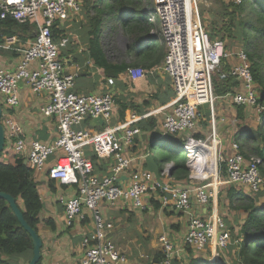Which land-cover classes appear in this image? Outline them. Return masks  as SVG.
I'll list each match as a JSON object with an SVG mask.
<instances>
[{"label":"built area","instance_id":"1","mask_svg":"<svg viewBox=\"0 0 264 264\" xmlns=\"http://www.w3.org/2000/svg\"><path fill=\"white\" fill-rule=\"evenodd\" d=\"M150 1L152 6L145 10L158 21L156 36L165 48L162 68L169 76L174 92L170 111L164 113L157 134L159 138H180L185 135L180 139L183 141L181 147L188 149L183 153L191 187L176 186L165 178L173 167L172 162L165 163L160 176L143 168L132 167L130 148L141 134L136 123L143 116L131 112L124 121L109 124L115 103L114 93L109 89L115 85L112 77L105 79L101 93L74 91L78 70L69 71L60 55L68 38L54 41L51 27L56 22H65L79 15L81 0H0L1 19L10 17L21 23L31 20L36 29L34 38L23 50L15 69L7 71L0 66L4 159L14 161L20 157L32 171H42L47 167L49 179L76 187L74 196H61L59 201L64 207L68 224L74 219L84 220L85 210L93 220V230L82 239L84 251L79 264H119L126 260L106 234L112 224L101 214L98 207L100 202H128L133 207L143 209L144 196H153L161 207H171L187 216L184 244L198 253L210 247L212 254L208 262L214 264L213 260H218L217 250H224L231 240L230 230L218 214L217 186L224 181L228 185L238 184L252 192L264 193L260 158L253 154L243 156L237 141H232L231 152L222 156L217 150L221 144L215 133L213 118L217 97L213 91L212 75L223 59L228 60L232 56L237 63L228 74L241 86L230 94L231 101L252 107L254 111L256 109L258 116L264 112V106L258 103L259 95L247 52L244 49L229 52L222 40H211L201 22L195 0ZM232 1L241 4L245 0ZM15 41L14 37H4L0 40V49L10 48ZM143 71L141 67L126 68L133 80L141 78ZM20 82L34 94L45 95L46 101L40 107V113L45 117H54L57 126L56 137L51 143L34 140L27 147L21 125L9 113L8 110L18 104ZM202 105H206L211 114V132L206 138L192 134ZM3 108L8 110L4 113ZM92 117H101L103 126L84 125ZM211 145L215 146L212 160ZM87 148L98 159L109 157L112 160L108 175L100 177L96 174L93 162L86 153ZM128 171L129 183L123 186L119 184V178ZM191 196L200 207L210 205L206 217L198 216L191 210ZM158 241L162 254L160 264H173L174 258L179 256L178 249L164 234L158 237Z\"/></svg>","mask_w":264,"mask_h":264},{"label":"crops","instance_id":"2","mask_svg":"<svg viewBox=\"0 0 264 264\" xmlns=\"http://www.w3.org/2000/svg\"><path fill=\"white\" fill-rule=\"evenodd\" d=\"M75 24L73 20H66L65 22H56L53 25V27L56 26L63 30L59 39L62 37L68 38L66 46L62 48L64 53L61 55V58L65 60L69 71H79L80 68L82 69L80 76L90 79H88L90 82L86 81L81 85L76 81L73 88L75 92L85 94L101 93L104 89L99 85L101 77L100 72L102 69L93 65L88 53V38L85 36L84 30H82L81 33L82 38L77 35L78 28ZM35 33L36 29L31 26H16L11 28L8 33H2L0 40L4 37L11 36L14 37L16 41L10 48L0 49V66L7 71L14 70L20 60L23 50L28 47ZM157 37L156 35L153 37L156 42L159 41ZM233 57L234 56L226 60L228 65L226 68H232V66L237 63V59ZM163 58L152 69L148 71L144 70V76L140 79H130L126 70L118 75V78L115 80V85L113 88L110 87L116 99V104L111 112L110 125H116L124 121L131 112H135L143 116L141 120L147 118L155 120L156 129L153 131H158L164 113L170 111V105L174 100V92L170 78L162 68ZM229 70L230 69H228V71ZM215 72L221 74L219 75V79H221L225 76L223 73L227 72V70H225V68L223 69L222 65L219 70ZM230 94L232 93H228L224 96L215 94L217 98L215 99L213 109L215 133L220 140L221 147L227 142L228 148L225 153L231 151L230 143L232 141H237L239 144H242L243 139L239 136L243 135L244 139H246L247 135H244L246 134L245 131L249 128L254 129L256 127L253 124L252 126L248 124L249 121L253 123L252 118H254V116L252 117V113L254 110L252 107L247 106L243 108V119H237V107L232 104ZM17 95L18 104L9 110L7 108L3 109L4 113L8 110L13 118L21 125L27 147L30 142L34 140L42 143H51L56 137L57 126L54 117H45L40 113V107L46 101L45 95L43 93L34 94L22 82L18 84ZM2 101L3 98L0 95L1 105ZM199 110V119L192 133L197 137L206 138L210 136L211 132V115L206 105L200 106ZM150 121L151 120H148L146 122L150 123ZM84 125L90 126L89 124ZM148 132L149 131L142 130L141 134L135 140L133 148H130V153L133 157L132 167L134 169L143 168L156 176H160L165 163L162 164L159 172L143 167V163L148 157V143L151 137L150 133L149 136H146ZM155 133L157 132H154V134ZM244 142H246V140H244ZM246 144L248 145V141ZM178 146H181V144ZM214 148V146H211L209 149L213 154ZM86 153L89 158L93 154L89 148H87ZM0 160L7 161L4 159L3 152L0 154ZM51 160L52 159L48 161L47 165H49ZM111 161L109 157L97 159V165L94 166L96 174L100 177L108 175ZM8 162L12 163L14 161L10 159ZM129 174L128 171L120 176L119 184L123 186L128 185ZM33 176L37 183V192L43 206L39 214V223L37 225V233L42 239L40 264H79L84 251L81 245L82 239L94 228L93 220L89 212L85 210L86 217L84 220L74 219L71 224H68L64 213V207L62 203H60L59 197L65 196L68 198L74 196L76 193L75 186L61 184L55 180L49 179L47 177V167L42 171H33ZM165 178L176 186H192L188 180V174L187 177H179L177 176V172L172 169L168 173V177ZM215 184H217V182ZM235 186H237V191H241L243 195L253 199L254 204L259 206L257 201L259 197L264 195L263 192L255 193L248 187L238 184ZM221 188L223 190L221 189L219 192L221 194L225 192L224 197L226 196V201L228 202L231 188L228 184H225L224 181L222 182ZM226 190L230 191L227 192ZM234 202L238 203L239 200L234 198ZM156 203H158L159 206ZM143 204L145 206L143 209L133 207L130 203L121 201L115 204L100 202L98 206L105 220L112 224V227L106 231L107 236L126 258L125 262L119 264H158L154 263V259L158 256V253L161 254L158 237L162 234L167 236L174 244L175 248L178 249L179 256L177 258L181 260L180 264H188L191 258L199 255L207 260L211 259L212 249L210 247H207V252L198 253L184 244L183 238L186 233L188 221L185 214L171 207H161L159 201L151 195L144 196ZM191 210L198 216L206 217L210 211V205L200 207L196 204L195 198L191 196ZM239 210H241L240 206ZM226 216L227 218L225 221L227 225L231 224L232 227L235 225L238 229V226L243 223L246 215L240 214L237 216L230 214ZM31 254L32 251L27 253L26 257H21L19 264H25L31 258ZM213 261L215 262V260Z\"/></svg>","mask_w":264,"mask_h":264},{"label":"trees","instance_id":"3","mask_svg":"<svg viewBox=\"0 0 264 264\" xmlns=\"http://www.w3.org/2000/svg\"><path fill=\"white\" fill-rule=\"evenodd\" d=\"M231 1L217 0L218 8L214 14L210 13L211 21L206 25L202 24L210 39L222 40L226 50L230 49L232 44L237 43L241 45L239 47H242L247 52L251 62L250 68L253 79L259 91L258 103L264 106L263 72L260 69L259 61L253 60L252 54L248 51V48L252 45L254 35L260 34L259 38L264 40V0H252L256 4L255 8L251 5L250 7L247 6L248 3L253 4V2H248V0L241 4H234ZM84 7L93 10L95 13V16L90 17L85 24L86 27L83 28L89 42V58L95 67L103 70L105 75L117 79L118 75L123 73L127 67H141L142 69L144 68L143 70L148 71L162 60L164 50H161L160 44L154 41L153 37H155L157 29L155 23L147 15L143 0H85ZM105 17L108 19L114 18L128 36L129 44L127 50L133 55V60L130 64L114 65L107 62L100 46V30ZM16 26H31L35 28V24L31 20L21 23L10 17L0 18V37L2 33H8L11 28ZM51 31L54 41H57L63 32L62 29L56 26H52ZM256 45L254 46L255 48ZM63 53L64 50L60 51V55ZM222 65L223 69L227 70V72L223 73L225 76L219 79L221 74L218 72L212 75V82L214 93L224 96L228 93H233L236 87L241 86V83L228 74V69L230 68H226L228 66L226 60L223 59L221 61L220 66ZM232 104L237 107V119L242 120V109L245 106L237 105L233 102ZM257 118L256 127L247 129L244 135H247L245 140L246 142L248 141L249 146L247 152L260 158L259 168L261 174L264 175V112ZM148 120H151L150 123L146 122ZM136 125L141 130L149 131L150 133L156 132L153 131L156 129V121L151 118L140 119ZM154 142L153 144L151 142L148 143V157L143 163V167L159 172L162 164L170 161L173 164L172 170L177 172V176L187 177L186 156L181 153V146H176L182 144L183 141L179 137L168 136L165 139H161V142H156L157 145H154ZM239 151L243 156L248 157V153L242 149V144H240ZM156 152L157 155H155ZM90 159L93 165L96 166L98 158L92 154ZM221 168L224 170L223 164H221ZM229 186L231 191L226 190L227 192L230 191L228 196L229 203L234 202V198L239 201L248 200V203L244 206L240 205L246 212V216L243 223L238 226L239 230H237L236 234H234L231 226V240L226 251V257L232 256L231 259L221 257L216 264H264V207L256 206L253 199L246 197L241 191H237V186ZM0 191L11 195L15 199L25 221L37 232L39 214L43 206L37 192V183L35 182L33 171L27 164L23 163L22 158L17 157L12 163L0 160ZM156 204L158 205V203ZM31 251L32 242L30 235L20 225L8 203L3 198H0V264H19L20 258L26 257L27 253ZM157 255L154 263L159 264L162 254L158 253ZM180 261L175 257L173 264H180ZM37 264H40V261ZM188 264L211 263L199 255L191 258Z\"/></svg>","mask_w":264,"mask_h":264},{"label":"rangeland","instance_id":"4","mask_svg":"<svg viewBox=\"0 0 264 264\" xmlns=\"http://www.w3.org/2000/svg\"><path fill=\"white\" fill-rule=\"evenodd\" d=\"M84 1L85 0H81V2H82V10H81L80 14L77 15L75 18H72L71 19V20H73L76 23L75 25L78 28L77 29V31H78V34L77 35H79V37H81V38H82L81 33H82L83 28L86 27L85 26L86 22L89 21L90 17L92 18V17L95 16V13H94L93 10H89V8L84 7ZM226 1H229V0H226ZM231 2H233V1H231ZM248 2H253V1L252 0H248ZM143 5L145 6V8H147V7L150 8L152 6V2L150 0H143ZM195 5H196V8H197V11L199 12V16H200L201 22L203 24H205V25L208 22L211 21L210 13L214 14L216 12L217 8H218L217 7L218 6L217 0H195ZM250 5L253 8L256 7V4L254 2H253V4H249V3L247 4L248 7H250ZM147 15H148L149 19L152 22L155 23V26L157 28L158 21L155 20V18L150 17V14L148 12H147ZM79 27H80V29H79ZM259 36H260V34H256V36L254 35V37L252 38V45L248 48V51L252 54L253 60L259 61V63H260V69L263 72L262 75L264 76V40H261L259 38ZM158 42L161 44L160 45L161 46L160 47L161 50H164L165 48L163 47V44L160 41H158ZM224 42H226V41H224ZM254 43H255V45L257 44L256 45V48L254 47L255 45H253ZM128 44H129L128 36L123 31L121 25L118 22H116L114 18L108 19V18L105 17V19H104V21L102 23V26H101V30H100V46L102 48V51L104 53V56H105L107 62H109L110 64H114V65H119V64H122V63H124V64L125 63L126 64H130L132 62V60H133V55H131L128 52V50H127L128 49ZM239 46H241V45H239L237 43L236 44H232L231 45V48L228 49L227 51L233 52V51L238 50V49H243L242 47H239ZM220 67L221 66H219L217 68V70H219ZM81 70L82 69L79 68L78 77L75 79V83L77 81V83H79V85H81L82 83L90 80L89 78H88L89 79L88 80L86 77L80 76L81 75V72H82ZM217 70H214L213 75H215L217 73V72H215ZM85 71H86V69H85ZM85 71H83V72H85ZM100 75H101V77H100V80H99L100 81L99 82V85H100V87L101 86L103 87V84L105 82V79L107 77H112V76L105 75L102 72V70L100 72ZM143 76H144V71H143ZM128 77H129V75H128ZM112 78L114 80H116L114 77H112ZM138 79H140V78H138ZM134 80H137V79H134ZM256 88H257V85H256ZM257 93L259 95L258 89H257ZM115 101H116V99H115ZM115 104H116V102L114 103V105ZM254 112H256V109L252 113V117L254 116V118H252V122L253 123H251L250 121L248 123L251 126H252V124L255 126L258 123L257 115ZM88 121L89 120H87V123L86 124H88ZM156 132L159 134L158 131H156ZM149 133L150 132H148V134L146 136H149ZM157 133L154 134V132H152V133H150V135L154 137V135H157ZM184 136L185 135H181L180 138H182ZM239 137H242L241 139H243V141H242V149L247 152L249 146L246 144V142H244L245 139H244L243 135L242 136H239ZM155 139H157V140L154 142V145H157L158 142H161V139L162 138L155 137ZM241 139H239V140H241ZM207 143L208 144H211L209 142V140H207ZM228 143H229V141H228ZM176 146H178V145H176ZM227 148H228L227 142L225 144H223L222 147L219 146V145L217 146V150H218V152H221V155L222 156H224L226 154L225 151H226ZM247 153H248L247 155L249 156L250 155L249 152H247ZM155 155H157V152L155 153ZM135 159H136V157H135ZM222 175H224V173H222ZM222 175L220 176V179L221 180L223 179L222 178ZM221 187H222V184H219L217 186L218 191H221V189H222ZM219 193H218V200H217V209H218L219 215L221 216V218L224 219V221L227 218L226 215H230V214H234V215H237V216H239L240 214H245L246 215V212L244 211L243 207H240V209L243 210V211L239 210V206L240 205L241 206H244L246 203H248L247 201H244L245 199L239 201L238 203L237 202H232L231 204H229V201L228 202L226 201V196L224 197V193L225 192L222 193V194L220 193V195H219ZM236 203H237V205H236ZM233 204H235V205H233ZM257 204L260 207H264V195H262L261 197H259V200L257 201ZM225 223L227 224L226 221H225ZM227 226H228V229L230 230L231 229V224H229ZM237 230L238 229L234 225V227H233L234 234L237 233ZM227 248H228V246L224 250H217V252H218V259L221 256L224 257V258H226V259H231L232 256L226 257ZM207 249L208 248L206 247L201 252H204V251L207 252ZM201 252H199V253H201Z\"/></svg>","mask_w":264,"mask_h":264},{"label":"water","instance_id":"5","mask_svg":"<svg viewBox=\"0 0 264 264\" xmlns=\"http://www.w3.org/2000/svg\"><path fill=\"white\" fill-rule=\"evenodd\" d=\"M1 116H2V105L0 104V154L3 152L5 146V132H4L5 130L3 124L1 123ZM88 124L91 127H102L103 119L101 117H92L91 119H89ZM155 137H160V135L157 134L154 135V137L151 136L150 137L151 143L153 142ZM167 137L168 136H162V139H165ZM23 163L26 164V161H23ZM0 198H3L8 203L9 207L16 216L20 225L30 235L32 242V254H31V258L25 264H37L41 258L42 239L40 238L38 233L27 224L21 213V210L19 209L17 203L15 202V199L11 195L0 191ZM216 262H218V260H215L214 263Z\"/></svg>","mask_w":264,"mask_h":264},{"label":"bare ground","instance_id":"6","mask_svg":"<svg viewBox=\"0 0 264 264\" xmlns=\"http://www.w3.org/2000/svg\"><path fill=\"white\" fill-rule=\"evenodd\" d=\"M211 146H214V145H211ZM215 147V146H214ZM180 150L181 152H184V151H187L188 149L187 148H183V147H180ZM180 152V151H179ZM210 155H211V160L214 158V154L213 152L210 151ZM212 164V163H211ZM214 165V164H213ZM210 172V171H209Z\"/></svg>","mask_w":264,"mask_h":264},{"label":"clouds","instance_id":"7","mask_svg":"<svg viewBox=\"0 0 264 264\" xmlns=\"http://www.w3.org/2000/svg\"><path fill=\"white\" fill-rule=\"evenodd\" d=\"M257 116H258V115H257ZM258 117H259V116H258ZM154 140H155V139H154ZM154 140H153V142H154ZM153 142H152V144H153ZM23 161H24V160H23ZM219 259H220V258H219ZM219 259H218V260H219ZM216 263H217V262H216ZM216 263H214V264H216Z\"/></svg>","mask_w":264,"mask_h":264}]
</instances>
